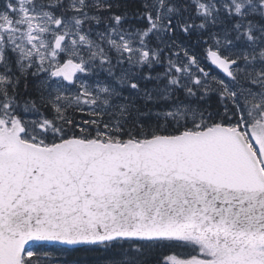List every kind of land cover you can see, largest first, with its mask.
<instances>
[{
	"label": "snow or ice",
	"instance_id": "1",
	"mask_svg": "<svg viewBox=\"0 0 264 264\" xmlns=\"http://www.w3.org/2000/svg\"><path fill=\"white\" fill-rule=\"evenodd\" d=\"M0 264H264V0H0Z\"/></svg>",
	"mask_w": 264,
	"mask_h": 264
}]
</instances>
